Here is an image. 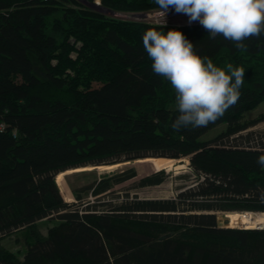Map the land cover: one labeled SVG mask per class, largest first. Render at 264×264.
Instances as JSON below:
<instances>
[{"label":"trees","instance_id":"trees-1","mask_svg":"<svg viewBox=\"0 0 264 264\" xmlns=\"http://www.w3.org/2000/svg\"><path fill=\"white\" fill-rule=\"evenodd\" d=\"M87 1L104 13L80 0H0V241L56 221L46 234H26L22 258L0 245V264H264V228L223 226L217 214L264 212V135L251 129L264 111L247 117L264 103V34L241 50L201 25L107 14L157 9L155 0ZM150 28L181 31L225 70L243 67L238 103L207 127L174 130V90L143 49ZM141 158L155 170L188 158L197 184L175 198L104 200L138 175L130 166L73 187L80 202L96 197L83 207L60 191L61 172L148 164ZM167 178L163 169L134 186Z\"/></svg>","mask_w":264,"mask_h":264},{"label":"clouds","instance_id":"clouds-1","mask_svg":"<svg viewBox=\"0 0 264 264\" xmlns=\"http://www.w3.org/2000/svg\"><path fill=\"white\" fill-rule=\"evenodd\" d=\"M156 23L162 28L170 9L198 21L211 38L222 36L245 49L244 43L264 34V0H155ZM143 49L151 69L170 83L179 112L172 124L174 130L207 127L215 123L239 101L245 69L227 64L226 70L209 57H202L194 44L179 30L165 33L148 29L142 37ZM264 168V154L257 158Z\"/></svg>","mask_w":264,"mask_h":264},{"label":"rangeland","instance_id":"rangeland-1","mask_svg":"<svg viewBox=\"0 0 264 264\" xmlns=\"http://www.w3.org/2000/svg\"><path fill=\"white\" fill-rule=\"evenodd\" d=\"M82 3H84L82 0H80ZM85 4V3H84ZM102 11L101 9H98ZM104 13V11H102ZM106 12V11H105ZM108 15L112 16H117L121 18V14H116V13H107ZM264 111V103L260 104L256 109L248 112L247 117H256L258 116L261 112ZM224 125H219L216 128L212 129L210 132H208L204 138H210L215 136L217 133H219L222 129H224ZM253 131L263 133L264 135V121L259 122L256 126L251 128ZM141 159H146V158H141ZM175 162L174 165L170 169H164L166 173L168 174V178L166 181L159 185H154V186H145V187H136L134 186L136 182H138L142 177L146 175H150L154 172H156L155 169L151 168L148 164H141V163H136L134 162H127V165H122V167H117L114 170H107V171H99V170H93L92 173L88 175H82L81 174H73V175H67L61 182L60 191L64 197V199L70 203H73L75 205H79V207H83L86 204H81L86 201L94 202L96 201V197L92 195H88L85 197V201L80 202L76 194L73 192V187L79 188L82 185H85L89 182H91L95 177L101 176L105 173L107 174H114L117 172H122L125 169L129 168L130 166H134L137 169L138 175L129 180L126 181L122 184L117 185L112 194H107L104 197V200L109 201V200H115V199H123L126 197L127 193L130 197L133 196H138L140 198H162V199H167V198H175L177 194L181 191L184 190L188 187L194 186L197 184V180L193 176V170L190 166V160L188 158H182V159H176L174 160ZM119 168V169H118ZM154 171H153V170ZM160 169V168H159ZM163 170V169H160ZM158 170V171H160ZM183 174H192L191 178H185L182 177ZM82 175V176H79ZM71 198V199H70ZM219 220L223 221V226H228L229 219L226 218V212L225 211H219L218 213ZM252 214H255L252 212ZM55 220H43L39 222L34 229H21L18 231H14L13 233L5 236L1 241L0 245L3 248L4 251L13 253L19 257H23L24 253L28 247V243L26 241V234L32 235L33 230L39 231L41 234H46L49 226L55 224ZM264 228V224L262 225H257L255 228ZM229 227V226H228ZM237 228H245L243 225H237ZM35 234V233H34Z\"/></svg>","mask_w":264,"mask_h":264},{"label":"bare ground","instance_id":"bare-ground-1","mask_svg":"<svg viewBox=\"0 0 264 264\" xmlns=\"http://www.w3.org/2000/svg\"><path fill=\"white\" fill-rule=\"evenodd\" d=\"M145 160L148 162L147 159H145ZM127 164H128L127 162H121V163L109 164V165L78 167V168L66 170L65 172H61V174L58 175V177L61 181H63V179L67 175L87 173V172H90L93 170H99L100 172L101 171H107V170L109 171L112 169L114 170L115 168L120 167V166L122 167V165H127ZM148 165H149V162H148ZM173 165H174V163H170V164L163 166L160 169H170ZM156 169H157L156 171L160 170L158 168H156ZM247 213H245V212H243V213L242 212H229V213H227L225 219L226 218L229 219L230 224H228V226L229 227H236L237 225H243V227H245L247 229H250V228L252 229V228L257 227V225L264 224V212H259L256 214H247ZM260 228H261V226H260Z\"/></svg>","mask_w":264,"mask_h":264},{"label":"built area","instance_id":"built-area-1","mask_svg":"<svg viewBox=\"0 0 264 264\" xmlns=\"http://www.w3.org/2000/svg\"><path fill=\"white\" fill-rule=\"evenodd\" d=\"M157 9H153V10L145 11V12H139V13L121 14V17L133 18V19L148 22V23H156L154 12ZM165 19H166L165 25H175V26L200 25L198 21L189 23L188 22L189 18L187 15L182 14V13H176L174 9H170L168 11Z\"/></svg>","mask_w":264,"mask_h":264},{"label":"water","instance_id":"water-1","mask_svg":"<svg viewBox=\"0 0 264 264\" xmlns=\"http://www.w3.org/2000/svg\"><path fill=\"white\" fill-rule=\"evenodd\" d=\"M86 5L96 8V9H101L102 11H104L105 9L101 8L100 3L99 2H88L87 0H82ZM247 213V212H246ZM247 214H252V212H248ZM256 214V213H255ZM219 224H223L222 220H219Z\"/></svg>","mask_w":264,"mask_h":264}]
</instances>
